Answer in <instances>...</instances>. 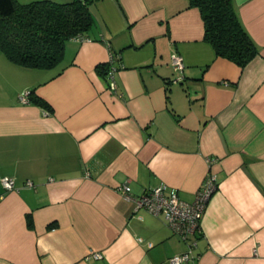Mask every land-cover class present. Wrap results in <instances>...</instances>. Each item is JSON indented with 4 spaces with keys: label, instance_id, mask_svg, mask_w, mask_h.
<instances>
[{
    "label": "crops",
    "instance_id": "0c3cea01",
    "mask_svg": "<svg viewBox=\"0 0 264 264\" xmlns=\"http://www.w3.org/2000/svg\"><path fill=\"white\" fill-rule=\"evenodd\" d=\"M235 5L260 49L244 68L204 40L189 0H100L54 69L0 55V264H171L188 244L119 186L193 202L209 172L219 187L190 264H264V0ZM112 53L116 89L97 69ZM32 89L53 114L20 100Z\"/></svg>",
    "mask_w": 264,
    "mask_h": 264
},
{
    "label": "trees",
    "instance_id": "16d2710c",
    "mask_svg": "<svg viewBox=\"0 0 264 264\" xmlns=\"http://www.w3.org/2000/svg\"><path fill=\"white\" fill-rule=\"evenodd\" d=\"M99 1L0 0V49L8 60L19 66L54 69L63 62L68 41L90 37L96 25L93 7ZM189 2L199 8L204 21V40L213 46L219 57L244 68L259 55V46L242 23L235 0ZM112 54L119 59L120 54ZM110 67V62L101 63L97 69L108 77ZM28 103L54 113L53 106L35 89L30 90ZM28 219L33 226L32 217Z\"/></svg>",
    "mask_w": 264,
    "mask_h": 264
},
{
    "label": "built area",
    "instance_id": "2783aa9c",
    "mask_svg": "<svg viewBox=\"0 0 264 264\" xmlns=\"http://www.w3.org/2000/svg\"><path fill=\"white\" fill-rule=\"evenodd\" d=\"M76 39L81 40L78 37ZM117 56L111 55V67L108 76L111 79V87L116 89L115 73L117 67L115 60ZM173 66L176 72H182L185 65L183 57L178 54H173ZM30 90L24 92L20 96L23 103H28ZM215 158H209V162L213 163ZM1 182L6 189L15 188V178L5 176L1 178ZM27 184L32 185L31 181ZM218 178L213 172H209L198 190L196 199L193 202L184 201L176 190L169 189L165 184H160L156 187L146 190L139 196H133L132 188L129 183L119 186V191L128 200H133L136 204V209H145L152 214L162 215L171 227L173 232L178 235L183 241L188 244L189 249L175 256H172L169 261L171 264H190L197 256L194 254L195 248L198 246V236L202 233L201 220L206 210L208 202L212 195L218 189ZM153 244H149L152 246ZM91 257L100 259L103 257L101 252H92Z\"/></svg>",
    "mask_w": 264,
    "mask_h": 264
},
{
    "label": "rangeland",
    "instance_id": "374dc122",
    "mask_svg": "<svg viewBox=\"0 0 264 264\" xmlns=\"http://www.w3.org/2000/svg\"><path fill=\"white\" fill-rule=\"evenodd\" d=\"M57 1H60V0H57ZM0 55H1V58H3L2 60H3V62H4V60L6 61L7 59H6V57H5V55H3V52L1 51V49H0ZM1 63H0V65L2 64V61H0ZM4 64V63H3ZM2 64V65H3ZM61 66V65H60ZM59 66V67H60Z\"/></svg>",
    "mask_w": 264,
    "mask_h": 264
}]
</instances>
